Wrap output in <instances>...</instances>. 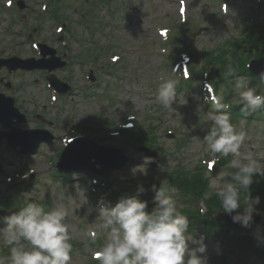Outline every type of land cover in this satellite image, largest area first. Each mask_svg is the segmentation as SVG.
Masks as SVG:
<instances>
[{
	"label": "rangeland",
	"instance_id": "1",
	"mask_svg": "<svg viewBox=\"0 0 264 264\" xmlns=\"http://www.w3.org/2000/svg\"><path fill=\"white\" fill-rule=\"evenodd\" d=\"M4 1L0 0V10L4 7ZM26 1L34 2L36 8H39L42 3V0ZM223 1L229 0H188L190 20L195 22L194 25L197 28L188 32L183 39H179L178 47L181 49L185 45L190 46L189 51L196 54L194 61L199 69L204 64L203 55L207 51L225 47L228 42L240 39L247 27L250 29L259 23L264 24L263 6L261 13H254L255 5L260 0H234L229 4L227 14L222 11ZM178 4L179 0H123V7H129L130 10L123 12L119 19L112 21L114 22L112 27L109 26L106 6L100 10L97 17V21L99 19L102 25H95V15L93 21L86 19L82 23L78 14L73 16L74 31L79 30L78 35L83 37L85 43L80 45L73 43L72 46L69 43L71 56L73 51L77 57L83 54L85 49L93 48L94 45L100 46L103 49L101 52H104L102 59H99L96 64L90 62L75 66L78 68L76 72L75 67H72L69 72L75 76L74 82L81 84L82 87L88 66L93 64L96 70L100 71V64L107 63L108 57L113 54L121 55L123 61L119 68L116 67L110 74L103 75V80L92 87L96 89L97 96L86 97L80 89L79 95L73 99L71 106H66L63 110L57 106L48 105L49 91L46 88V73L2 72V76H6L7 80L14 84L9 94L20 101L18 106L21 111L33 119L29 122L30 126L34 127L36 124L41 126V122L35 120L34 116L36 113L44 114L42 110L45 109L49 112H46L48 117L45 116L44 128L55 136L51 144L42 146L39 152L30 157L23 166L21 172L28 174L32 168L33 171L35 169V175L25 186L17 189V196H12L10 200V208L13 209L20 204H23V208L27 202H34L42 206L45 211H50L57 206L63 207L68 213L66 223L73 237L71 264H89L93 252L97 250L90 241L88 232L90 228H96L98 205L94 202L97 197L92 196L94 183L87 172H76L56 178L57 169L52 163L59 160V154L62 151L60 137L70 134L73 128L81 127L80 123L85 119L93 127H99L107 121H113L119 126L128 121L131 115L129 113L136 115L137 123L150 126L149 129L154 126L156 128L154 134L157 136L156 146L161 149L160 161L156 167L152 165V159H147L135 145L124 141L122 137L119 136L115 142H112L111 145L123 148L130 158L126 167L111 172L104 178L114 189L128 190L130 181L141 182L145 178L159 177L175 168L192 171L196 166L206 164L204 161L213 159L203 141L209 127L206 115L212 108L207 107L208 102L202 99L200 87L202 82H198L194 88L175 90L176 101L172 108H164L157 100L159 85L164 80L178 81L180 79L179 72H173L170 63V55L175 52H163V47H172L163 42L157 30V26L174 27L183 24L178 14ZM15 11L17 15H11ZM13 16L20 18L15 6L8 10L6 15L0 16V51H5L7 54L9 52L8 55L19 51L18 56L30 58L35 55L31 41H39L36 36L44 38L51 46L62 50L60 42L51 39L52 36L48 35L55 30L54 25L49 30L51 21L46 20L45 29H38L36 32L16 24L14 30L18 29V33L10 35L7 29L13 26L11 25ZM253 16H256L257 20L255 18V21H252ZM33 22L38 24L36 20ZM202 27H207L208 30L193 37V33ZM25 31L27 37L29 33H32V36L26 43L20 44L26 41V34H20ZM183 42L184 45H180ZM65 74L63 72L61 75ZM250 86H252L251 82ZM2 90L3 86L0 85V91ZM106 93L111 94L112 102H108ZM106 102L109 109L104 108ZM233 102L240 103L237 93ZM54 117H57L59 122L52 127L47 120ZM232 124L236 132L246 133V139L240 149L241 153L264 163V112L250 111L246 117H237ZM1 155L2 159L11 158L5 147L3 150L0 149ZM227 158L231 161L233 157ZM7 163L11 164L10 161ZM228 170V167L220 168L216 175H211L212 189L220 188L228 181V178L223 175ZM0 180L3 191L8 184L4 178ZM14 182L17 181L14 180ZM2 227L4 224L0 221V228ZM98 237L104 242L106 234L100 232ZM206 245L208 264H223L215 261L217 255L223 252V247L216 244ZM4 257H8V254L6 247L0 243V258ZM226 259L230 260V257L226 256ZM233 261L237 264H264V259L249 252L235 257Z\"/></svg>",
	"mask_w": 264,
	"mask_h": 264
},
{
	"label": "clouds",
	"instance_id": "2",
	"mask_svg": "<svg viewBox=\"0 0 264 264\" xmlns=\"http://www.w3.org/2000/svg\"><path fill=\"white\" fill-rule=\"evenodd\" d=\"M235 71L229 65L226 74L231 76ZM260 78L264 81V72ZM177 83L167 79L159 85L157 100L166 109L172 108L176 101ZM234 90L245 114L264 108V94H258L245 77H236ZM205 101L210 102L212 110L206 115L209 127L203 141L214 161L233 157L227 165L233 171L223 173L230 179L215 191V196L234 223L247 227L253 222L255 206L260 203V197L251 195V185L254 177H264V163L241 153L246 133L236 132L230 115L222 111L229 107L223 102V91L205 97ZM151 190L154 192L151 211L147 210L146 201L135 196L121 199L114 206L101 199L96 228L88 236L93 244L100 232L106 238L93 252L92 260L97 264H208L204 237L187 235L189 218L181 213L174 199L176 189L162 179ZM242 191L248 193L243 202ZM144 192L143 185H138L137 193ZM242 204L243 210L238 211ZM67 215L60 206L45 211L42 206L27 202L18 211L0 218L4 224L0 228V243L9 250V256L0 258V264H71L73 237L66 223Z\"/></svg>",
	"mask_w": 264,
	"mask_h": 264
},
{
	"label": "trees",
	"instance_id": "3",
	"mask_svg": "<svg viewBox=\"0 0 264 264\" xmlns=\"http://www.w3.org/2000/svg\"><path fill=\"white\" fill-rule=\"evenodd\" d=\"M263 47V52L258 51V47ZM255 48L256 53H259V57L264 59V37L262 38H248L245 39L240 46H234V56L238 62L241 64L242 58L240 54L251 52V49ZM171 180L173 184L179 189L182 194L190 195L197 200L203 198L208 191V181L205 179L202 174L197 179H189L187 177H172ZM241 199L245 198L248 193L242 191ZM251 195L253 197L264 196V182L263 177H254V183L251 185ZM193 200V199H192ZM209 204V213L205 216H202L198 213L197 210H188V217L191 219L195 227L204 228L207 233L213 232L212 235L215 236V239H220L219 242L224 241V245L229 248H236L238 251L242 252L244 250H249L256 253L258 256L264 255V235L260 234L258 236L249 234L242 235L239 233L228 234L229 229L218 222H215L212 219V214H214L215 208H220V201L215 196V193H212L210 199L207 200Z\"/></svg>",
	"mask_w": 264,
	"mask_h": 264
},
{
	"label": "water",
	"instance_id": "4",
	"mask_svg": "<svg viewBox=\"0 0 264 264\" xmlns=\"http://www.w3.org/2000/svg\"><path fill=\"white\" fill-rule=\"evenodd\" d=\"M219 220L226 221L230 225H235V226H241L239 223H234L231 219V217L227 214H221L219 215ZM249 226H264V219L259 218V217H253V222ZM244 227V226H241Z\"/></svg>",
	"mask_w": 264,
	"mask_h": 264
}]
</instances>
